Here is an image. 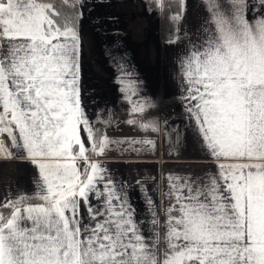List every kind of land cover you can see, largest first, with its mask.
<instances>
[{"label": "snow or ice", "instance_id": "1", "mask_svg": "<svg viewBox=\"0 0 264 264\" xmlns=\"http://www.w3.org/2000/svg\"><path fill=\"white\" fill-rule=\"evenodd\" d=\"M200 3V34L194 41L184 33L182 101L216 169L169 173L163 222L137 181L146 226L130 186L99 158L124 144L154 150L155 141L112 139L97 126L110 120L89 118L80 86L83 0H0V159L36 169L31 191L0 200V264H264V0ZM176 5L169 43L181 40L188 0ZM117 82L131 105L126 123L159 132L147 115L155 104L123 66Z\"/></svg>", "mask_w": 264, "mask_h": 264}, {"label": "crops", "instance_id": "2", "mask_svg": "<svg viewBox=\"0 0 264 264\" xmlns=\"http://www.w3.org/2000/svg\"><path fill=\"white\" fill-rule=\"evenodd\" d=\"M81 36V98L89 118L116 140L152 139L155 149L147 146L140 153L122 151L127 145L113 146L100 157L118 181L130 186L137 219H150L140 195L141 181L156 201L163 222L161 193L167 189V175L202 174L215 171L216 161L204 150L186 114L182 101L184 81L180 61L187 48V32L195 41L200 34L204 11L200 0H188L187 12L180 24L181 40L169 43L172 29L164 24L162 11L153 0H83ZM167 16L165 15V18ZM173 27L174 23L169 19ZM172 27V28H173ZM121 66L138 83L140 97L148 98L155 107L148 119L158 120L159 132L144 131L139 125H129L131 105L117 82ZM175 107L179 116L170 122L161 120V112ZM179 130V142L177 140ZM136 147H141L136 145ZM36 169L21 159H0V200L17 189L31 191ZM159 188V192L157 191ZM166 203V202H165ZM163 234V228H161Z\"/></svg>", "mask_w": 264, "mask_h": 264}, {"label": "trees", "instance_id": "3", "mask_svg": "<svg viewBox=\"0 0 264 264\" xmlns=\"http://www.w3.org/2000/svg\"><path fill=\"white\" fill-rule=\"evenodd\" d=\"M175 11H177V5H176V0H173V7L170 11H162V30H163V35L165 33L164 31V24L166 25V21H168L169 24H167V27L172 29V32L168 36H172L175 33V27H173L172 23L169 22L168 17H170ZM165 15L167 16L165 18ZM173 27V28H172Z\"/></svg>", "mask_w": 264, "mask_h": 264}, {"label": "built area", "instance_id": "4", "mask_svg": "<svg viewBox=\"0 0 264 264\" xmlns=\"http://www.w3.org/2000/svg\"><path fill=\"white\" fill-rule=\"evenodd\" d=\"M179 114V111L175 107L171 106L168 110L161 112V120L164 122H170L175 120Z\"/></svg>", "mask_w": 264, "mask_h": 264}]
</instances>
